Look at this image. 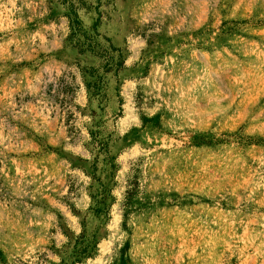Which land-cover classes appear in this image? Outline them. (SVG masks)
<instances>
[{
    "label": "rangeland",
    "instance_id": "obj_1",
    "mask_svg": "<svg viewBox=\"0 0 264 264\" xmlns=\"http://www.w3.org/2000/svg\"><path fill=\"white\" fill-rule=\"evenodd\" d=\"M0 264H264V0H0Z\"/></svg>",
    "mask_w": 264,
    "mask_h": 264
}]
</instances>
